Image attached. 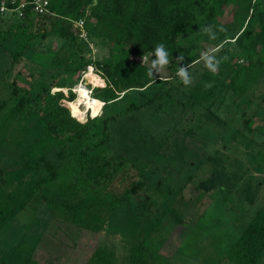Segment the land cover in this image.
I'll list each match as a JSON object with an SVG mask.
<instances>
[{
    "label": "rangeland",
    "instance_id": "obj_1",
    "mask_svg": "<svg viewBox=\"0 0 264 264\" xmlns=\"http://www.w3.org/2000/svg\"><path fill=\"white\" fill-rule=\"evenodd\" d=\"M247 2L239 0L238 5L222 10L219 17L225 23L221 27L224 31L213 29L216 39L205 33L182 39L188 54L200 58L202 52L214 50L217 43L236 32L247 14ZM13 19L11 9L0 15V104L10 96L8 82L14 74H18L19 86L35 87L54 81L56 78L49 77L50 70L54 68L55 73L59 68L51 66L50 60L63 40L28 38L37 27L28 22L14 35L8 31ZM85 33L78 35L87 41L86 58L111 56L116 60L118 47L101 39L89 41ZM26 44L21 57L14 61L13 54ZM143 57L151 67L155 56L147 53ZM168 66L160 76L162 80L170 74ZM205 68L201 59L192 65L189 71L194 82L189 86L176 76L146 90L150 96L160 85L162 91H170L150 105L109 120V139L94 151L107 157L117 153L125 157L129 178L123 180L116 174L110 189L116 191L131 181L136 183L125 202L126 212L118 215L113 225L120 229L136 225V235L152 252V264H235L226 258L231 243L251 217L264 210V75L260 77L262 83L245 96H238L221 86L208 89L209 83L203 80L200 86ZM87 73L88 69L80 72L78 83L72 86L75 96L79 93L73 89L81 82L86 89L93 86L91 77L85 78ZM66 75L62 72L60 77ZM63 92L67 94L68 89ZM146 98L135 91L130 98L108 104L105 112L126 110L131 100L140 104ZM5 110H0V121ZM87 116L91 114L87 112ZM245 118H249L246 124ZM18 135L16 128L0 129V206L25 172V159L20 157L25 150L16 144ZM49 158L61 172L59 180H64L62 161L52 154ZM39 196L35 195L0 230V256L7 252L6 264H89V257L106 235L51 217ZM114 242L119 249L118 264H125L128 244L120 245L116 238ZM257 264H264V256Z\"/></svg>",
    "mask_w": 264,
    "mask_h": 264
},
{
    "label": "trees",
    "instance_id": "obj_2",
    "mask_svg": "<svg viewBox=\"0 0 264 264\" xmlns=\"http://www.w3.org/2000/svg\"><path fill=\"white\" fill-rule=\"evenodd\" d=\"M26 1L17 11L13 10L15 21L8 31L17 35L18 28L28 22L31 27L37 25L28 38L51 37L63 41L61 49L50 60L51 66H59L55 73L54 68L49 73L50 78L56 79L49 84L35 87L32 84L24 88L17 84L16 73L8 82L10 96L0 104V110L6 107L1 113L0 129L16 128L19 133L16 144L29 153V158L25 157V151L20 156L25 159L24 179L0 206V230L40 193L38 198L49 207L51 217L106 235L103 244L98 245L89 257V264H118L119 249L114 238L120 241V245L128 244L125 264H152V252L144 239L136 235V225H131L130 229L113 225L118 215L126 212L125 202L131 186L136 183L131 181L116 191L110 189L116 174H120L123 180L129 178L125 157L121 153L107 157L94 151L109 139V120L162 98L170 91H162V85L152 96L146 90L160 81L163 85L168 83L177 76L180 66L199 62V57L188 54L182 39L203 34L202 27H223L225 23L219 17L222 10L239 0H49L43 13H36L28 3L31 0ZM19 2L16 0L13 5H7L17 7ZM247 7L242 25L215 46V49L219 48L215 53L217 59L221 60L218 71L213 73L205 68L200 86L203 80L209 83L208 89L221 86L238 96H245L262 83L264 0H248ZM78 20H82L89 41L101 39L111 47H118L116 60L111 56L97 60L84 56L89 48L87 41L79 38V29L74 26ZM161 43L165 45L170 60V74L163 80L149 77L150 66L142 60L147 53L155 56V48ZM26 47L27 44L13 54L14 61L21 57ZM180 54L185 56L181 65L176 61ZM88 66H92L103 81V87L87 86L91 98L103 101V107L101 115L95 119L87 116V122L80 123L71 115V104L79 97L71 88L78 83L80 72ZM62 72L67 75L60 77ZM29 74L34 78L33 73ZM75 74L78 75L75 77ZM52 88L56 90L51 92ZM66 89L67 94L63 92ZM135 91L147 98L140 104L131 100L126 110L106 114L108 104L130 98ZM11 100L13 103L8 107ZM248 120L243 121L246 124ZM50 154L62 161L64 180H59L61 172L49 158ZM104 178L107 180L103 181ZM6 253L0 256V264H6ZM263 256L264 210H258L231 243L226 258L235 264H257Z\"/></svg>",
    "mask_w": 264,
    "mask_h": 264
},
{
    "label": "clouds",
    "instance_id": "obj_3",
    "mask_svg": "<svg viewBox=\"0 0 264 264\" xmlns=\"http://www.w3.org/2000/svg\"><path fill=\"white\" fill-rule=\"evenodd\" d=\"M201 31L209 36L210 39H216V33L213 32L212 26L202 27ZM220 31H224L223 28ZM219 52V48L212 51H205L201 53L200 59L204 62L206 68H208L213 73L217 72L221 63L220 59H217L215 53ZM147 57H143L142 60H146ZM226 59V57L224 58ZM185 60L184 55H179L176 58V61L179 65ZM169 53L164 44H158L155 48V59L151 62V67L148 70L149 77H160L163 73L164 69L169 65ZM192 67V64H184L180 66L176 75L180 78L182 83L185 86L191 85L193 81V77L189 71ZM91 77L89 80L92 83L93 88L99 86L103 87V81L99 79V77L93 75V68L89 66L88 73L85 78ZM73 91L79 93L78 100L71 105L73 118H77L78 122L86 123V115L88 109H91V117L95 119L97 116L101 115V108L103 107V102L97 99L91 98V91L86 89L83 86V82L77 88L73 89ZM84 104L85 109L83 112L79 111V105Z\"/></svg>",
    "mask_w": 264,
    "mask_h": 264
},
{
    "label": "built area",
    "instance_id": "obj_4",
    "mask_svg": "<svg viewBox=\"0 0 264 264\" xmlns=\"http://www.w3.org/2000/svg\"><path fill=\"white\" fill-rule=\"evenodd\" d=\"M16 2V0H0V15L4 13V11L11 9L16 10L19 9V7H22L24 4H26V0H20L19 5L17 7L8 6L7 4L13 5ZM29 4L32 5L33 10L36 13H43L47 10L49 5V0H31L28 1ZM77 28H79L80 35L85 31L82 27V20H78L75 22ZM86 37V33H85ZM89 69V66L88 68Z\"/></svg>",
    "mask_w": 264,
    "mask_h": 264
},
{
    "label": "bare ground",
    "instance_id": "obj_5",
    "mask_svg": "<svg viewBox=\"0 0 264 264\" xmlns=\"http://www.w3.org/2000/svg\"><path fill=\"white\" fill-rule=\"evenodd\" d=\"M93 75H94V76H97V75L94 74V72H93ZM97 77H98V76H97ZM99 77H100V76H99ZM78 86H80V84H79ZM78 86H77V87H78ZM93 99H97V98H93ZM77 100H78V99H77ZM77 100L73 101L72 104H74ZM97 100H100V99H97ZM100 101H101V100H100ZM102 102H103V101H102ZM78 107H79V111H81V112H83L84 109H85V105H84V104H80ZM88 113L91 114V109H88Z\"/></svg>",
    "mask_w": 264,
    "mask_h": 264
}]
</instances>
